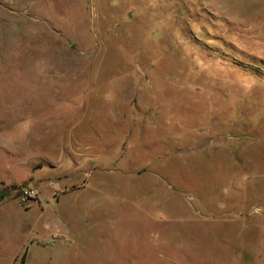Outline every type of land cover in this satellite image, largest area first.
I'll return each mask as SVG.
<instances>
[{
  "label": "rangeland",
  "instance_id": "obj_1",
  "mask_svg": "<svg viewBox=\"0 0 264 264\" xmlns=\"http://www.w3.org/2000/svg\"><path fill=\"white\" fill-rule=\"evenodd\" d=\"M0 193V264H264V0H0Z\"/></svg>",
  "mask_w": 264,
  "mask_h": 264
},
{
  "label": "crops",
  "instance_id": "obj_2",
  "mask_svg": "<svg viewBox=\"0 0 264 264\" xmlns=\"http://www.w3.org/2000/svg\"><path fill=\"white\" fill-rule=\"evenodd\" d=\"M7 199H8V197H4V198H2L1 200H0V204H3L4 202H6L7 201ZM15 212V214L16 213H23V210H21V211H19V210H17V211H14ZM4 214V215H3ZM7 216V217H6ZM1 217H3L4 218V220H2L1 221V219H0V225H1V229L2 230H4L5 228H11V227H9V225L11 226L12 224L13 225H18L19 226V228L21 229V230H23V227H24V225H23V222L21 221V220H19V215H16L15 216V219H17V221H14V214H12V213H6V211H0V218ZM9 237V236H8ZM31 243L33 244L34 243V241H31ZM25 245H26V242L24 243V245H23V248H22V250H20V252H18L17 254H16V258L17 257H19L20 256V254H22V256H21V260L22 261H18L17 262V264H30V261H29V251L28 250H26V253L24 254V256H23V250H24V248H25ZM15 258V259H16ZM26 259V260H25Z\"/></svg>",
  "mask_w": 264,
  "mask_h": 264
},
{
  "label": "trees",
  "instance_id": "obj_3",
  "mask_svg": "<svg viewBox=\"0 0 264 264\" xmlns=\"http://www.w3.org/2000/svg\"><path fill=\"white\" fill-rule=\"evenodd\" d=\"M5 196L4 193H0V200Z\"/></svg>",
  "mask_w": 264,
  "mask_h": 264
}]
</instances>
